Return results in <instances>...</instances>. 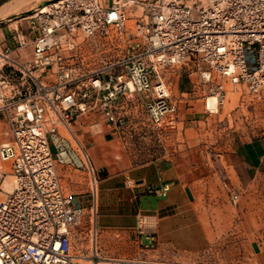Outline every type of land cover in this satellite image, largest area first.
<instances>
[{
	"label": "built area",
	"instance_id": "obj_1",
	"mask_svg": "<svg viewBox=\"0 0 264 264\" xmlns=\"http://www.w3.org/2000/svg\"><path fill=\"white\" fill-rule=\"evenodd\" d=\"M18 20L14 46H0V264H139L103 255L90 155L81 148L92 186L86 208L64 194L50 137L61 127L71 134L87 114L123 127L140 96L159 126L179 111L165 74L180 67L199 74L208 110L226 83L261 98L264 0H52ZM29 46L30 60L13 55ZM156 225L138 217L137 230L150 231L146 250L157 246Z\"/></svg>",
	"mask_w": 264,
	"mask_h": 264
},
{
	"label": "crops",
	"instance_id": "obj_2",
	"mask_svg": "<svg viewBox=\"0 0 264 264\" xmlns=\"http://www.w3.org/2000/svg\"><path fill=\"white\" fill-rule=\"evenodd\" d=\"M50 1L0 0V46H14L13 31L25 24L19 17ZM13 55L28 61L33 48ZM173 93L179 100L180 122L176 138L170 140L160 139L154 127L134 122L117 128L91 117L88 123L71 125L83 148L92 141L101 143L107 163V174L99 176L97 185L103 255L139 264H185L204 260L211 251L220 255L225 237L235 244L231 252L245 264H264V119L241 132L235 130L229 139L206 140L210 146L203 148H215L211 153L198 149L201 154L195 155L191 150V124L195 122L191 120L197 117L200 124L210 120L211 114L205 98L191 93L183 79ZM193 111L199 114H191ZM63 130L61 127L60 136L50 137L61 188L65 195L78 197L84 207L90 206L89 172L80 155L69 148ZM162 148L165 153L158 152ZM65 163H74L78 169ZM165 186L169 187L166 196L153 192ZM141 215L157 221L153 250L144 248L150 231L141 234L136 228Z\"/></svg>",
	"mask_w": 264,
	"mask_h": 264
},
{
	"label": "rangeland",
	"instance_id": "obj_3",
	"mask_svg": "<svg viewBox=\"0 0 264 264\" xmlns=\"http://www.w3.org/2000/svg\"><path fill=\"white\" fill-rule=\"evenodd\" d=\"M187 3L189 5L196 6V5L205 4L206 0H187ZM133 25H134V21L133 18L131 17L128 22V26L129 28H133ZM190 72L191 70L189 71L188 67H182V68L180 67V68H175L165 74L171 95L174 96L173 90L175 88L177 89L180 80L183 79V82L185 83V86L189 88V91L193 94L197 93L202 98H205V103H206L208 96L207 94H205L204 88L200 86L198 83L200 78L199 74L191 75ZM225 89H226L225 95L220 96L218 98L219 106H217V108L214 110H208V113L211 114L208 115L211 117L210 120L204 119L200 124L197 117H194V119L191 120V123L193 121L195 122L194 124H191V129H193V131H191V150L195 155L201 154L200 153L201 151L198 149H201L204 152L209 151L211 153L212 148H215V147L203 148V145H205V147L207 145L210 146L209 144L205 143L206 140L220 141L225 138L229 139L232 137L233 134L236 133L235 130L237 131L239 130L241 132L242 129L248 128L250 127V125L260 124L264 119V94L262 95L261 98L254 97L250 95L246 90V88L244 87L239 88L238 94H235L233 93L234 92L233 87L229 83L225 84ZM192 97L194 98V95H192ZM173 99L178 104L179 107V100L176 99L175 97H173ZM139 101H140L139 105L134 106V108L128 111V115L126 114L127 120L125 125L127 126L130 124V122L131 123L134 122L135 124L138 125H143L151 128L154 127L156 133L157 132L159 133L160 139L165 138L170 140L171 138H176V131L178 128L177 125L180 122L179 111L175 116L166 118L164 122L161 123L159 126L156 125L154 126L150 122L146 110L144 108L143 105V102L145 101L144 96H140ZM191 114L198 115L199 113L193 111ZM91 117L97 123H101L105 121L103 116L100 114H95L94 116L87 114L79 117L77 122L78 124L83 125L84 123H88ZM75 135L76 133L74 132L69 134L65 129L63 130V137L67 141L69 148L72 150V152L80 155V158L82 160L81 162H83L84 166H86V162L84 160V156L81 150L83 146L80 145ZM7 140H12V139L8 138ZM198 140L202 142L197 143ZM52 145H54L55 147L54 143H52ZM198 145L200 146L198 147ZM61 148H64V144L62 145ZM86 149L85 150L90 155L92 167L94 168L98 178L99 176L102 178L104 174H107V163L104 161L102 156L101 143H95L94 141H92L86 146ZM160 150L162 151V153H165L166 151L164 148H162V149H158V152ZM213 153L214 155H216L217 151L215 150L213 151ZM55 159L57 160L56 156ZM64 165L73 166L75 169H78V166H76L74 163H65ZM191 165L197 166V164L194 163ZM87 179H90V175H87ZM98 189H99V193H98V213H99L100 185L98 186ZM86 208H89V206H86ZM89 213L90 211L87 210V214ZM97 223H98V216H97ZM234 245L235 244H230L229 240L223 237V241L220 247L221 250L220 255L219 253L218 256L217 253L216 255H214V252L211 251L207 253V257L204 260L196 259V260H191L190 263L187 261L184 262H187L185 264H245L244 259L239 258V256H236L235 252L233 251L231 252V248ZM80 246H81L80 242H78V247ZM75 253L77 254L79 252L76 251Z\"/></svg>",
	"mask_w": 264,
	"mask_h": 264
},
{
	"label": "bare ground",
	"instance_id": "obj_4",
	"mask_svg": "<svg viewBox=\"0 0 264 264\" xmlns=\"http://www.w3.org/2000/svg\"><path fill=\"white\" fill-rule=\"evenodd\" d=\"M217 105H218V99L216 98V97H211L210 99H209V103H208V106H209V108L211 109V110H214V109H216L217 108ZM10 183L9 182H6L5 184H4V186H5V188L6 189H10Z\"/></svg>",
	"mask_w": 264,
	"mask_h": 264
}]
</instances>
